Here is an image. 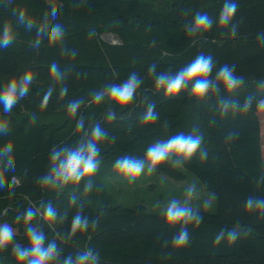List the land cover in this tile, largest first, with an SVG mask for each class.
<instances>
[{
    "label": "trees",
    "instance_id": "obj_1",
    "mask_svg": "<svg viewBox=\"0 0 264 264\" xmlns=\"http://www.w3.org/2000/svg\"><path fill=\"white\" fill-rule=\"evenodd\" d=\"M236 2L235 37L221 36V29L214 25L203 36L193 38L185 25L197 11L217 17L223 0H0V31L5 20L16 31L12 45L0 49V87L25 72L36 77L28 95L10 114L0 106V120H6L10 129L8 136H0V146L9 141L13 144L15 162L14 171L5 173V187L0 188V224L7 223L17 230L7 249L0 251V264H19L12 248L14 244L29 243L24 213L31 208L43 212L47 204L58 210L63 221L49 224L37 216L31 223L33 227L40 225L46 243L56 242L62 257H75L92 248L99 251V264H264V218L244 206L248 196L264 197L263 122L258 114L264 103L256 102L264 99V90L258 87V82L264 80V45L257 39L264 32V0ZM53 6L59 10V17L50 23L64 25V43L50 47L44 39L37 49L36 29L18 25L13 9L23 8L39 24ZM90 31L94 33L91 37ZM109 33L119 36L121 42L102 40L101 36ZM72 51L77 53L74 58L68 56ZM200 53L212 55L215 68L225 63L235 65L245 83L231 99L242 104L245 96L254 95L256 101L250 110L222 114L220 101L229 98L223 89L219 96L212 95L199 106L187 92L167 98L156 90L154 77L148 72L150 65L155 64L157 71L175 72ZM54 61L66 72L68 91L61 96V86L57 85L45 100ZM132 71L143 80L137 99L109 121L105 104L92 102L91 93L106 83L125 80ZM76 99L85 103L73 118L67 105ZM145 100L156 104L159 119L154 124L140 123ZM81 116L85 130L90 132L99 123L110 133V138L99 144L100 166L93 179L123 177L113 168L118 157L143 158L155 141L199 128L204 138L202 147L208 153L206 160L197 153L182 168L165 163L157 169L176 180L185 179L189 172L216 197V211H199L203 219L188 225L187 247L174 249L171 240L179 233L180 225L167 226L159 212L144 204L126 207L98 200L92 192L96 187L90 193L91 199H87L83 196V182L78 188L69 185L63 190L39 183L48 171L53 146H74L79 142L81 133L76 131V120ZM232 131H238L239 136L226 143ZM71 197H76L84 214L98 223L96 228L90 227L83 234L77 232L69 240L67 233L77 211L70 204ZM222 230L225 238L217 242ZM233 230L237 236L228 240L227 233Z\"/></svg>",
    "mask_w": 264,
    "mask_h": 264
},
{
    "label": "clouds",
    "instance_id": "obj_2",
    "mask_svg": "<svg viewBox=\"0 0 264 264\" xmlns=\"http://www.w3.org/2000/svg\"><path fill=\"white\" fill-rule=\"evenodd\" d=\"M236 0H223L217 17L210 16L207 12L197 11L191 22L185 25V30L190 37L199 38L205 32L210 31L216 25L221 36L230 35L235 37L238 31V22L235 21L238 10ZM12 14L16 16V23L27 30L36 29V39L34 45L40 48L44 39L48 45H63L65 37V28L61 23H50L56 21L59 17V10L53 6L50 12L44 16V21L37 22L28 16L23 9H13ZM50 18V20H49ZM94 35L89 32V36ZM16 39V31L9 20L3 23L0 31V49H7ZM258 41L264 45V32H261ZM62 55L65 54V48H61ZM76 51H72L68 56L74 58ZM215 61L212 55L200 53L189 64L181 67L177 71L172 70L157 71L155 64L150 65L148 72L154 77V84L157 91H162L167 98H176L181 93L187 92L188 97L199 106L202 101L210 98L212 95L219 96L221 89L228 93L229 98L220 101V111L222 114L233 112H247L251 109L256 97L252 94L245 96L243 103L239 100L231 99L234 93H237L244 85L243 76L237 75L234 64H222L215 68ZM52 79L45 93V100L49 99L60 85V95L67 94L68 88L65 83L66 72L62 70L55 61L50 65ZM35 75L31 72H25L18 78L13 77L8 80L3 87H0V106L4 113L10 114L14 107L28 95L29 87L35 82ZM143 83L140 75L132 71L128 77L119 82L106 83L100 90L91 93V101L97 104L103 103L106 106V119L111 121L117 118L120 110L132 105L138 95V89ZM258 87L264 90V80L258 82ZM264 103V99L256 101ZM85 101L76 99L69 101L67 111L76 118L79 109ZM146 109L140 116V123L144 125L154 124L159 119V113L156 111V104L153 101L145 100ZM9 124L6 120H0V136H8ZM76 131L81 133L79 142L73 145L53 146L49 155V168L46 174L40 177L39 183L52 189L63 190L69 185L80 187L83 182V192L91 193L94 187L96 172L100 166V148L99 144L110 138L109 131L99 123L91 127L90 132L84 128V119L81 116L76 120ZM239 136L238 131L230 132L225 142L233 141ZM112 139H115L112 137ZM204 143L203 135L198 127H193L191 131L177 132L167 139H160L150 144L145 150L143 158H137L132 155L118 157L113 168L122 175L129 184H134L136 179L145 173L151 176L157 169L167 163L174 168H182L184 164L190 162L192 158L199 153L201 160L207 159V150L202 147ZM14 146L9 141L0 146V188L5 187V173L14 171L15 162L13 156ZM9 188L12 185H8ZM196 193L195 185H190L185 196L180 198L173 197L160 210L159 215L164 223L169 227L180 225L178 234L172 237L171 246L174 249L187 247L190 241L188 225L199 223L203 217L197 208L191 204V200ZM70 204L77 207V211L72 217L71 227L67 233V239H71L77 232L83 234L88 232L89 228H96L98 220L90 219L83 212V205H77V198L71 197ZM210 206V201L204 202V207ZM245 209L256 213L260 218H264V197L248 196L244 202ZM58 210L51 204L44 206L43 212L35 208L26 210L23 220L26 224V233L28 245L21 246L14 244L12 251L19 264H99V251L89 248L84 252H79L73 257L71 254L62 257V249L53 240L46 243L47 237L40 225L32 226V220L39 216L41 220L49 224L55 223L58 219L62 222L63 217H58ZM66 216V213H65ZM21 218L17 217L19 221ZM237 233L233 230L227 233L228 240H235ZM15 237L14 229L7 223L0 224V251L7 249V246ZM225 238L222 230L216 237L219 242Z\"/></svg>",
    "mask_w": 264,
    "mask_h": 264
},
{
    "label": "rangeland",
    "instance_id": "obj_3",
    "mask_svg": "<svg viewBox=\"0 0 264 264\" xmlns=\"http://www.w3.org/2000/svg\"><path fill=\"white\" fill-rule=\"evenodd\" d=\"M105 35L101 36L104 41ZM258 114L261 124L263 122L261 131L264 156V106L259 109ZM190 185L196 187V193L191 200L192 206L199 211L214 213L217 209L215 195L206 190L200 180L189 172H186L185 179L176 180L158 170L151 176L147 175L145 171L136 179L134 184H129L124 177L111 179L107 176H100L94 179L96 189L93 187L94 191L92 192L98 200H110L114 203H121L126 207L144 204L149 210L160 213V210L171 198L176 197L182 200L186 189ZM83 196L87 199L92 197L90 193L85 194L84 192ZM205 201H210V206L207 208L204 207ZM14 231L16 234L17 230L14 229Z\"/></svg>",
    "mask_w": 264,
    "mask_h": 264
},
{
    "label": "bare ground",
    "instance_id": "obj_4",
    "mask_svg": "<svg viewBox=\"0 0 264 264\" xmlns=\"http://www.w3.org/2000/svg\"><path fill=\"white\" fill-rule=\"evenodd\" d=\"M104 38H105V40H106L107 42H110V43H114V42L117 41V37H116L115 35H113V34L105 35Z\"/></svg>",
    "mask_w": 264,
    "mask_h": 264
},
{
    "label": "water",
    "instance_id": "obj_5",
    "mask_svg": "<svg viewBox=\"0 0 264 264\" xmlns=\"http://www.w3.org/2000/svg\"><path fill=\"white\" fill-rule=\"evenodd\" d=\"M109 34H112V33H109ZM114 35H115V34H114ZM115 36L117 37V41L114 42V43H112V44L120 43L121 40H120L119 36H117V35H115ZM105 41H106V40H105ZM106 42H107V41H106ZM108 43H110V42H108Z\"/></svg>",
    "mask_w": 264,
    "mask_h": 264
}]
</instances>
